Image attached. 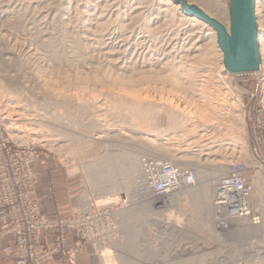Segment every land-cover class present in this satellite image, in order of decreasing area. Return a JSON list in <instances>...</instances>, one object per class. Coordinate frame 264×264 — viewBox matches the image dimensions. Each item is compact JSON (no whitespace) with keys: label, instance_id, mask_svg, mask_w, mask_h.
Masks as SVG:
<instances>
[{"label":"rangeland","instance_id":"374dc122","mask_svg":"<svg viewBox=\"0 0 264 264\" xmlns=\"http://www.w3.org/2000/svg\"><path fill=\"white\" fill-rule=\"evenodd\" d=\"M165 1L0 0V146L5 143L8 147L11 164L8 175L12 180L21 175L20 182L24 183L17 187H28L36 216L55 218L54 227L38 229L34 233L38 253H48L42 264L60 250L71 257L65 249L70 233L87 248V264H104L100 255L103 257L106 251L111 255H108L112 260L109 264L121 260L128 264H264V202L256 201L253 194L251 218L244 222L254 225L258 232L232 234L229 230L238 226L234 221L237 219H230L229 225L222 227L218 225L214 211L213 230L207 229L208 224L197 213L200 202L186 198L183 194L186 187H180L171 204L158 210L152 205L147 184L141 183V170L139 176L136 173L124 181L119 176L114 180L90 176V170L93 171L100 159L97 155L103 154L104 150L108 153L118 148L117 153L121 149L131 152L143 167V161L149 158L169 161L156 156L155 148L164 146L166 155L174 157L171 161L177 160L180 165L193 168L195 166L191 164H202L209 172L213 169L214 159L222 160L224 166L233 161L244 162L252 193L258 180L264 177V75L225 73L223 59H219L215 48L203 36L209 31L178 16L179 11L184 12L180 1L201 9L198 1ZM223 1L229 14L230 1ZM170 8L172 11L167 13ZM263 9V15L258 13L261 14L258 23L264 28ZM173 16L177 17L175 22H168L167 19L170 17L171 21ZM194 45H200L201 52L208 51L212 59L211 64L198 66L201 72L198 71L196 77L199 76V83L204 82L199 89L212 95L222 112H239L243 116L244 124L233 132L227 130L223 122L202 123L196 112V105L200 104L198 95L178 92L166 79L179 70L180 81H187L181 66L198 68L201 52ZM209 68L213 69L210 71ZM215 69L216 77L212 73ZM209 71L214 78H210ZM5 75H10L11 84L4 80ZM47 80L53 86L47 85ZM239 86L243 88L241 110L233 104L236 99L230 90V87ZM49 88L52 93L46 90ZM60 99H66V108L61 104H57L61 107L53 105ZM43 101L53 104L43 106ZM116 108L125 113L116 115ZM67 109L71 110L68 112ZM84 111L87 115L83 116ZM74 116L75 120L81 118L84 126L77 124ZM91 121L97 125L92 129L98 131L85 130ZM67 130L74 138L62 136V131L69 133ZM98 132L103 135L101 145L94 144L96 139L93 137ZM155 135L160 139L155 140ZM88 137L92 139L87 140ZM185 152H198L200 158L208 162H197L195 157L188 156L185 164L179 160ZM41 157H48L56 166L51 180L63 181L61 186L57 184L60 188L67 187V179L72 182L76 208L71 213L47 216L36 210L32 189L38 175L33 165ZM20 159L29 163V171H15L13 164ZM126 163L125 157H119L116 162L118 165ZM142 171L144 174V168ZM217 177L210 184V194ZM122 182L132 185L128 189ZM110 185L115 189H108ZM141 187H145V192ZM134 211H142V214H134ZM126 212L131 213L130 217L125 216ZM48 230L54 234V242L51 247L41 249L37 233ZM8 234L13 238L15 252L14 237Z\"/></svg>","mask_w":264,"mask_h":264},{"label":"bare ground","instance_id":"6f19581e","mask_svg":"<svg viewBox=\"0 0 264 264\" xmlns=\"http://www.w3.org/2000/svg\"><path fill=\"white\" fill-rule=\"evenodd\" d=\"M198 1V6H200V8L203 10V12L207 15V16H210V17H213V18H215L216 20H218L220 23H222L223 25H224V27L226 28V30H229V14H227L226 13V8H225V4H224V1L223 0H197ZM255 1V13H256V21H257V23H258V16L260 17V15L262 14L261 12H263L262 11V9H263V7H264V0H254ZM168 2H170V1H168V0H166L165 1V3H168ZM87 7V6H86ZM264 10V9H263ZM168 12L167 13H170L169 11H172V8H170V9H168L167 10ZM166 13V12H165ZM258 13H261L260 15H258ZM263 15V14H262ZM178 16H180L181 17V19L182 20H184L185 22H189V23H195V24H197V26H204L209 32L208 33H206V34H204L203 36L205 37V40H206V38L209 40V42H207L210 46L212 45L214 48H215V51L214 52H216V53H218L217 55L219 56V59H223V53H222V50H221V48L219 47V45H218V43H217V35H216V31H215V29L212 27V26H210V24H208L206 21H204L203 19H201L200 17H198V16H196L194 13H184V12H182V11H179V13H178ZM172 17V16H171ZM174 17V16H173ZM180 17H178L179 19H180ZM261 18V17H260ZM175 19H177V17H174V18H171V21H169L170 20V17H169V19H167V21L168 22H175ZM264 20V19H263ZM177 21V20H176ZM262 24V23H261ZM261 24H257V34H256V38H257V43H258V50H259V55H260V62H259V66H258V69L256 70V71H254L255 73L257 72V74H259V73H261V75H264V28H263V25H261ZM101 25V24H100ZM172 25H173V23H172ZM262 27H261V26ZM101 27V26H100ZM205 29V30H206ZM204 39V38H203ZM195 46V45H194ZM200 46V45H199ZM195 46V49L200 53L203 49H202V47L200 46ZM208 46V45H207ZM194 48V47H193ZM208 50H210V49H208ZM211 53V52H210ZM201 55H199L198 54V60H197V63H200V64H198L197 65V67L199 66V65H202L201 63H203V64H207V63H210L211 64V62H210V59H211V56H209V52L208 51H203V52H201L200 53ZM197 55V54H196ZM194 57V56H193ZM196 57V58H197ZM195 58V57H194ZM195 58V59H196ZM192 59V58H191ZM190 59V60H191ZM218 59V58H217ZM174 60V59H173ZM212 60V59H211ZM187 62L189 61V60H186ZM185 61V62H186ZM220 61V60H219ZM187 62H186V65H187ZM213 62V61H212ZM170 63H171V61H170ZM169 63V64H170ZM173 64H174V62H172ZM171 63V64H172ZM176 63V62H175ZM180 63V62H179ZM182 63V62H181ZM214 63V62H213ZM220 63H222V62H220ZM160 64V63H159ZM176 64H178V63H176ZM175 64V65H176ZM191 64V63H190ZM192 64H193V62H192ZM195 64V63H194ZM193 64V65H194ZM215 64V63H214ZM213 64V65H214ZM179 65V64H178ZM166 66V65H165ZM188 66V65H187ZM187 66L185 67H182L181 66V68H182V70H181V68H180V70L182 71V73H184V75H185V79H187V81H180V76L178 75V74H180V73H178L179 72V70L176 72L175 71V73H174V71H173V67H171L172 68V74H170V76H166L167 78V80H170V85L172 86V87H174L176 90H178V92H182V93H184V94H187L188 92L190 93H195V95H198V97H199V99L197 98V96H196V98L198 99V101L200 102V104L199 103H197V104H199V105H196V108H197V111L196 112H198L199 113V117H200V120H203L202 121V123H207V122H213V123H216V124H222L221 122H223L224 123V127H226V129L227 130H230L231 132H233L232 130L234 129V130H236V129H239L243 124H244V119H243V116H242V114H240L239 112H236L235 114H234V112L232 113V114H230V113H226V112H222L221 111V109H218V105H217V102L215 103L213 100H212V95H210V94H207L206 93V91H201V89H199V88H201V87H203L202 85H203V83L204 82H201V83H199V79H197L198 77H196V73L199 71V67L198 68H195L196 66H190V67H188L187 68ZM223 67H224V65H223ZM176 68H178V67H176ZM213 68H214V66H213ZM213 68H209L210 69V71H211V69H213ZM208 69V70H209ZM210 71H209V74H210ZM199 72H201V71H199ZM215 72H216V69L214 70V71H212V73H214V75H215ZM254 72H251V74L252 73H254ZM224 73V72H223ZM225 73H227V74H233V75H239V74H244V73H250V72H230V71H228V70H226L225 71ZM200 75V74H199ZM214 75L213 74H210V78H214ZM10 76V75H9ZM9 76H7V75H5V77H4V80L5 81H7V82H11L12 81V78L11 77H9ZM212 76V77H211ZM221 76V75H220ZM219 76V77H220ZM202 77V76H201ZM204 77V76H203ZM215 77H216V75H215ZM182 78V77H181ZM221 78H222V76H221ZM52 79V78H51ZM183 79V78H182ZM202 79V78H201ZM201 79H200V81H201ZM53 83V82H52ZM2 84V83H1ZM11 84V83H10ZM9 84V85H10ZM13 85H14V83H12ZM55 84V83H54ZM47 85H50V87L51 86H53L52 84H51V82L50 81H48L47 80ZM56 85V84H55ZM208 85V84H207ZM207 85H205L204 86V88L207 86ZM2 86V85H1ZM233 86V85H232ZM209 87H212L211 86V84H210V86ZM1 88V87H0ZM228 88V87H227ZM231 89V91L233 92V94H234V97H235V99H236V101H234L235 103H233V104H236V106L235 107H237V106H239L238 107V109H240L241 110V104H242V99H241V94L243 93V88H241L240 86L238 87V88H235V87H230ZM210 89V88H209ZM212 89V88H211ZM5 90V89H4ZM48 92H51L52 93V90H51V88H49V89H46ZM1 91V90H0ZM3 91V90H2ZM55 91V90H54ZM210 91V90H209ZM209 91H207V92H209ZM11 92H12V90H11ZM60 93H61V90H60ZM190 93V94H191ZM211 93V92H210ZM5 94V93H4ZM9 94V93H8ZM10 94H12V93H10ZM13 94H14V92H13ZM61 95H62V93H61ZM65 95V94H64ZM189 95V94H188ZM192 95V94H191ZM194 95V96H195ZM211 96V97H210ZM15 97V96H14ZM53 97V96H52ZM192 97V96H191ZM55 98V97H54ZM115 98V97H114ZM117 98V97H116ZM195 98V97H194ZM51 100H53V101H56L55 99H52L51 98ZM66 100V99H65ZM65 100H62V99H60V101H58V102H55L54 104H53V102H49V101H43V106L45 105H57V104H61V106H62V108L64 107V108H66V106H67V102L65 101ZM68 100V99H67ZM111 100V99H110ZM113 100V99H112ZM116 100V99H115ZM122 100V99H121ZM120 101V100H119ZM113 102V101H112ZM126 102V101H125ZM69 103V102H68ZM111 103V102H110ZM115 103V102H114ZM117 103V102H116ZM121 103V102H120ZM83 104V103H82ZM119 104V103H118ZM85 105V104H84ZM87 105V104H86ZM122 105H123V102H122ZM125 105V104H124ZM58 106V105H57ZM61 106H58V107H61ZM114 106H115V104H114ZM69 107V106H68ZM71 107H72V105H71ZM86 107V106H85ZM93 107V106H92ZM95 107V106H94ZM79 108V107H78ZM96 108V107H95ZM127 108V107H126ZM231 108V107H230ZM233 108V107H232ZM90 109V108H89ZM88 109V110H89ZM122 109H123V107H122ZM122 109H118V108H116L115 110H116V115H120V114H124L123 113V111H122ZM229 109V108H228ZM235 109V108H234ZM68 110V109H67ZM69 110H71V109H69ZM69 110H68V112H69ZM81 110H83V109H81ZM84 110H85V108H84ZM230 111V110H229ZM239 111V110H238ZM67 112V113H68ZM73 112V111H72ZM77 112H79V110L77 111ZM242 112V111H241ZM67 113H65V114H67ZM71 113V112H70ZM21 113H19L18 115H20ZM84 114H86L87 115V112L86 111H84L83 112V116H84ZM22 115V114H21ZM20 115V116H21ZM77 115V114H76ZM75 115V116H76ZM78 115H82L81 113L80 114H78ZM126 115V114H125ZM198 115V114H197ZM60 116H63V115H61L60 114ZM73 115H72V113H71V117H72ZM75 116H74V119L73 120H75ZM83 116H82V118H83ZM189 116V115H188ZM71 117L69 116V119L68 120H70L71 119ZM79 117V116H78ZM126 117V116H125ZM125 117H124V119H125ZM129 117V116H128ZM190 117H192V116H190ZM198 117V118H199ZM19 118H22V117H19ZM18 118V119H19ZM57 118H59L58 116H57ZM57 118H55V119H57ZM61 118V117H60ZM59 118V119H60ZM73 118V117H72ZM129 118H131V117H129ZM54 119V118H53ZM52 119V120H53ZM63 120H64V118H62ZM76 119H78V118H76ZM127 119V118H126ZM184 119V118H183ZM186 119H187V117H186ZM67 120V121H68ZM60 121V120H59ZM66 121V119H65V122H67ZM71 121V120H70ZM75 121H77V124H81L82 125V123H81V118L80 119H78V120H75ZM156 121H158V120H156ZM63 122V121H62ZM57 123V122H56ZM70 123V122H69ZM68 123V124H69ZM74 123V122H73ZM192 123V122H191ZM34 124V123H33ZM169 124V123H168ZM67 125V124H66ZM164 125V124H163ZM69 126V125H68ZM75 126L76 127H78L77 125H76V123H75ZM74 126V127H75ZM82 126H84V125H82ZM94 126H97L96 125V123L94 122V121H91L86 127H87V129H85V130H88V132H89V129L88 128H91L92 129V127H94ZM35 127V126H34ZM47 127V126H46ZM80 128H82L81 126H79ZM161 127V126H160ZM66 128V127H65ZM163 128V127H162ZM162 128H161V130H162ZM169 128V127H168ZM93 130V129H92ZM95 130H97L98 131V129H95ZM95 130H93V131H95ZM224 130V129H223ZM68 131V130H67ZM69 132V131H68ZM74 132H76V131H74ZM91 133H92V131H90ZM96 132V131H95ZM229 132V131H228ZM63 135L62 136H64L65 135V137L66 136H70V137H73L72 135L73 134H71L70 132V134L69 133H67V132H65V131H62L61 132ZM94 133V132H93ZM50 134V133H49ZM57 134V133H56ZM80 134H83V133H80ZM85 134V133H84ZM86 135V134H85ZM88 135V134H87ZM47 137L49 136V135H46ZM84 136V135H83ZM83 136H81V137H83ZM89 136V135H88ZM94 136V135H93ZM103 135H102V133L101 132H98V133H95V136L93 137V138H95L96 140L94 141V144H96V145H98V144H102V142H103V137H102ZM214 136V135H213ZM40 137V136H39ZM42 137H43V134H42ZM54 137V136H53ZM64 137V138H65ZM90 137H92V136H90ZM162 137V136H161ZM50 138V137H49ZM52 138V137H51ZM59 138V137H58ZM74 138V137H73ZM128 138V137H127ZM159 138V135H155V140H157ZM63 139V138H62ZM68 139V138H67ZM70 139V138H69ZM92 138H90L89 139V137H88V139L87 140H91ZM119 139V138H118ZM160 139V138H159ZM166 140H167V142L168 141H170L169 140V138H165ZM56 140V139H55ZM83 140L84 139H82V142L81 143H83ZM87 140L85 139V141L87 142ZM115 140V139H114ZM123 140H124V138H123ZM149 140V139H148ZM150 140H154V139H150ZM235 140V139H234ZM45 142H48V141H46V140H44ZM50 141H52V140H50ZM66 141V140H65ZM80 141V140H79ZM128 141V140H127ZM55 142V141H54ZM75 142V141H74ZM91 142V141H90ZM153 142V141H152ZM157 143H158V141H156ZM44 143V142H43ZM85 143V142H84ZM163 143H165V141L163 142ZM163 143H160V144H162V145H166V144H163ZM88 144V143H87ZM104 144V143H103ZM168 144H170V142L168 143ZM230 144V143H229ZM74 146H75V144H73ZM78 145V144H77ZM90 145V144H89ZM107 145V144H106ZM233 145H234V143H233ZM80 146V145H79ZM95 146V145H94ZM157 146H159L158 144H157ZM236 146V145H235ZM89 147V146H88ZM97 147V146H96ZM110 147V146H109ZM115 147V146H114ZM164 146H160V147H156L155 149H156V156H159V158H161L162 160H164V159H169V161H170V159L171 160H173L174 159V157L173 156H170V154H169V156H167L166 155V149L165 148H163ZM112 148V147H111ZM92 149V148H91ZM99 149H100V147H99ZM108 149V148H107ZM113 149V148H112ZM118 149V148H117ZM117 149H115V150H117ZM102 150V149H101ZM100 150V151H101ZM115 150L114 151H112V152H105V150H104V153L103 154H100V155H97L100 159L98 160V162L96 163L97 165H96V167L93 169V171H91L90 170V176H92V177H95V179L97 178V179H99V178H101V179H109V180H114L116 177L115 176H119V177H121L122 178V180L124 179V178H131L132 177V175H135L136 173H137V175L139 174V172H140V170H141V173H142V181H141V183H142V185H145L146 183V181L144 180V174H143V167H142V164H140L141 165V167H140V165L138 164V158H137V156H135L134 154H132L131 152H123L122 151V149H121V152H119V153H117V152H115ZM169 150V149H168ZM97 151H99V150H96V153H97ZM99 151V152H100ZM109 151V150H108ZM98 152V153H99ZM172 152V151H171ZM101 153V152H100ZM240 154V153H239ZM91 156V155H90ZM94 156V155H93ZM92 156V157H93ZM188 156H193V157H195V159L194 160H197V162H199V161H202V162H204V163H206V159L204 158H200L201 156H200V154L197 152H195V153H192V154H190L189 152L188 153H182L180 156H179V160L181 161H183V163H187L186 162V160H187V157ZM96 157V156H95ZM94 157V158H95ZM119 157H125V159H127V161H128V163H126V165H123V164H121V165H118V164H116V162H117V160H119ZM173 157V158H172ZM159 158H157V159H159ZM95 160V159H94ZM210 161V160H209ZM193 162V161H192ZM208 162V161H207ZM214 163H213V169L211 168V171L209 172L208 171V169L206 168V167H204L202 164H191V165H194L195 166V168H196V171H197V175H198V182H197V184L196 185H192V186H189V187H186L185 188V190H183V194H185V196H186V198L188 199H190V200H192V201H199L200 202V206H199V208H198V211H197V213H198V216L200 217V218H202L203 220H205L206 222H204V223H206V227H207V229H209V230H213L212 229V224H213V221H214V218H213V207H212V198H213V194H214V191H215V187H213L214 189H213V191L211 192V194H210V184L212 183V181H213V179L214 178H216L221 172H223V170H225L224 169V164H223V161L222 160H219V159H214V161H213ZM119 163V162H118ZM140 163H142V162H140ZM201 163V162H200ZM95 164V163H94ZM86 169V168H85ZM262 169H263V166H262ZM264 170V169H263ZM134 173V174H133ZM263 173H264V171H263ZM139 176V175H138ZM208 176H210V177H208ZM115 177V178H114ZM118 177V178H119ZM261 177V176H260ZM218 178V177H217ZM93 179V178H92ZM117 179V178H116ZM126 179H125V181H126ZM262 180H264V177L261 179V180H258V185L256 186V189L254 190V192L253 193H251V194H253V197H254V199H256V201H258V202H260L261 201V203L262 202H264V184H263V181ZM124 181V180H123ZM138 182V181H137ZM123 183V182H122ZM114 185L116 184V183H113ZM138 184H140V183H138ZM113 185V186H114ZM117 185V184H116ZM120 185V182H119V184H118V186ZM123 186H125L126 188H130L131 187V182H124L123 184H122ZM136 185V184H135ZM141 185V184H140ZM141 185V186H142ZM212 185V184H211ZM111 186V185H110ZM113 186H111V188H108V189H111V190H114L115 188V186L113 187ZM122 187V186H121ZM125 187H123V188H125ZM142 188V187H141ZM107 189V190H108ZM144 189V190H143ZM132 190V189H131ZM142 190H143V192H145V187H143L142 188ZM111 192V191H110ZM128 192V191H127ZM135 192V191H134ZM128 195V194H127ZM130 195V194H129ZM179 196V195H178ZM132 197V196H131ZM137 197V196H136ZM144 198V197H143ZM180 198V197H179ZM175 199V198H174ZM139 204V203H138ZM199 205V204H198ZM197 205V206H198ZM142 207V206H141ZM139 209V208H138ZM177 210V209H176ZM131 211V210H130ZM126 214L127 215H125L127 218L128 217H130V212H126ZM134 214H142V211H134ZM138 215V216H139ZM156 216V215H155ZM158 216V215H157ZM199 218V219H200ZM248 218H250V217H243V218H238L237 220H234V219H232V220H234L235 222L237 221L238 223H237V227H235V228H233V229H230L229 230V232L230 233H232V234H234V233H242V232H248V233H252V234H254V232L255 231H257V229L254 227V225L253 226H249L247 223H245L244 222V220H249ZM201 219V220H202ZM229 219H231V218H229ZM253 219V218H252ZM160 220H162V219H160ZM202 220V221H203ZM127 221V220H126ZM154 221V220H153ZM155 221H159V220H155ZM165 221V220H164ZM163 221V222H164ZM160 222V221H159ZM207 222H209V223H207ZM161 223H162V221H161ZM158 225V224H157ZM162 225H163V223H162ZM165 225V224H164ZM161 226V225H160ZM166 226V225H165ZM174 227V226H173ZM205 227V228H206ZM257 227V226H256ZM258 228V227H257ZM132 231V230H131ZM135 231V230H134ZM258 232V231H257ZM257 232H255V233H257ZM138 233V232H137ZM131 234V233H130ZM135 237V236H134ZM124 237H122V239H123ZM126 238H128V237H126ZM137 239V238H136ZM124 241H125V239H124ZM132 241V240H131ZM131 241H129V242H131ZM122 243V242H121ZM123 244H124V242H123ZM134 244V243H133ZM128 245V244H127ZM133 247H135V246H133ZM122 248V247H121ZM128 248V247H127ZM130 249V248H129ZM136 249V248H135ZM139 253V252H138ZM109 252L108 251H106V252H103V257L100 255V257H101V259L103 260V262H104V264H109V260H110V258H109V256L111 257V255H109ZM122 257V256H121ZM124 257V256H123ZM116 259V258H115ZM110 261H112V260H110ZM117 261H120V259L119 260H117ZM128 262V261H127ZM126 261H123V260H121L120 262H116V264H128ZM103 264V263H102ZM131 264V263H130Z\"/></svg>","mask_w":264,"mask_h":264},{"label":"built area","instance_id":"2783aa9c","mask_svg":"<svg viewBox=\"0 0 264 264\" xmlns=\"http://www.w3.org/2000/svg\"><path fill=\"white\" fill-rule=\"evenodd\" d=\"M7 148L5 143L0 146V208L6 213V221L1 229L14 237L16 246L13 264H42L48 258V253H38L34 233L38 229L54 227L55 218L36 216L27 193L28 187H17L24 183L20 182L21 175L10 179L8 171L11 164ZM13 167L20 173L22 170L29 171L30 165L20 159L14 162ZM143 168L149 197L153 207L158 210L171 204L180 187H189L198 181L195 168L182 166L177 160L158 161L149 158L143 161ZM246 169L247 166L242 161L230 162L216 180L212 207L215 219L222 227L229 225V218L238 219L251 215L252 192L246 180Z\"/></svg>","mask_w":264,"mask_h":264},{"label":"crops","instance_id":"0c3cea01","mask_svg":"<svg viewBox=\"0 0 264 264\" xmlns=\"http://www.w3.org/2000/svg\"><path fill=\"white\" fill-rule=\"evenodd\" d=\"M33 166L34 171L38 175L37 182L32 189L38 213L46 214L47 216H61L71 213L76 208L75 197H73V192H71L72 182L67 179V187L62 186L64 188H60L63 181L53 182L51 180L56 166L50 163L48 157L37 159ZM5 221L6 213L0 208V264H13V238L8 233L4 234L1 229V225ZM37 238L41 249L51 247L54 242V234L50 230L38 232ZM65 249L71 253V257L68 256L67 252L60 250L55 252L45 264H87V248L82 245L75 235L68 234Z\"/></svg>","mask_w":264,"mask_h":264},{"label":"water","instance_id":"95a60500","mask_svg":"<svg viewBox=\"0 0 264 264\" xmlns=\"http://www.w3.org/2000/svg\"><path fill=\"white\" fill-rule=\"evenodd\" d=\"M229 30L201 9L180 1L182 10L194 13L212 26L217 43L223 53V63L230 72H254L258 69L260 55L257 43V23L254 0H229Z\"/></svg>","mask_w":264,"mask_h":264}]
</instances>
